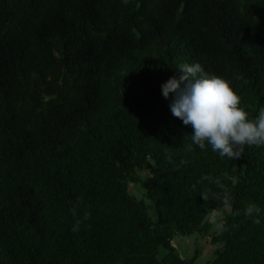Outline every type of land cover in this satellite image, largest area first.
<instances>
[{"label":"trees","instance_id":"16d2710c","mask_svg":"<svg viewBox=\"0 0 264 264\" xmlns=\"http://www.w3.org/2000/svg\"><path fill=\"white\" fill-rule=\"evenodd\" d=\"M179 53L264 106V0H0V264H193L172 238L225 194L212 264H264V146L230 160L192 143L162 95ZM125 60L120 89L106 78ZM33 159L41 193L18 176ZM142 169L156 221L127 189Z\"/></svg>","mask_w":264,"mask_h":264},{"label":"clouds","instance_id":"9594fccd","mask_svg":"<svg viewBox=\"0 0 264 264\" xmlns=\"http://www.w3.org/2000/svg\"><path fill=\"white\" fill-rule=\"evenodd\" d=\"M122 2L126 4L128 0ZM177 70L178 76L161 85L162 95L167 99L172 94L170 111L185 126L191 125L193 144L201 150L210 147L220 158L230 160L240 159L245 146H264V106L259 107L256 116L250 119L248 112L240 107V98L228 81L209 76L199 63H183ZM204 179L211 180V177L205 176ZM215 183L219 184V180ZM209 196L207 191L201 193L204 201ZM221 203L230 208L231 197L225 194ZM259 213L260 208L254 203L248 204L244 210L245 217L251 218L254 224L261 223ZM79 224L78 220L72 230L78 231ZM223 225L221 220L217 226Z\"/></svg>","mask_w":264,"mask_h":264},{"label":"rangeland","instance_id":"374dc122","mask_svg":"<svg viewBox=\"0 0 264 264\" xmlns=\"http://www.w3.org/2000/svg\"><path fill=\"white\" fill-rule=\"evenodd\" d=\"M152 55H153V51L151 49H148L147 51L148 61L151 60ZM184 63L195 64L191 61H186ZM180 64H183V62H182V55L179 53L177 62L171 65L169 70L171 71V74L173 76H178L177 69ZM131 70H133V66L131 65V63L125 60L122 62L120 68L113 75H109L106 78V80L108 83L115 85L120 89H123L128 82V78ZM26 81L32 85H36L40 94L43 95L47 93V90L43 85V82L39 80L36 74H31L30 76H27ZM21 83L22 82L20 81L18 85L15 87V92L17 94H19L21 91ZM239 98H240V107L244 108L245 111L248 112L250 118H254L258 112V107L254 102V100L249 97H239ZM111 105H112V101L109 100L107 103V107L109 108ZM180 133H183V131ZM1 170L2 169L0 168V172ZM136 175L139 181L134 183L129 182L127 189L128 192L131 195L135 196L137 199H143V195H141L142 196L141 198L139 195V191H141V189L144 190L141 182L143 179L149 177L150 175L148 173V170L146 169H142L141 171H138ZM18 176L22 180L26 181L36 193H41V191L43 190L39 166L34 159L31 160L30 164L27 165L21 172L18 173ZM144 202L149 216L151 217V219H153V221H156L157 213L153 202L147 198H145ZM228 211H230V208H225L224 206H221L220 208L215 209L214 211H210L206 216L204 220V224L202 226V230L198 235L196 234L186 235L187 238H178L176 237L178 235H175V237L172 238V244L175 245L179 256L189 261L192 258L194 254V249L196 247L199 250V255L194 260L193 264H212V262L217 256V253L224 248V242L221 241L219 242V244H217V246H214L215 248L213 249L215 250L212 251V247L210 246L211 244H213L211 242L212 237L218 234L222 230V227H218L217 225L224 218L225 214ZM47 216L48 218H50L51 216L50 211L47 212ZM177 241H182V242L177 243ZM204 250H206L204 252L205 254H203ZM165 253L166 250H164L162 246L157 247L156 255L159 260L162 259Z\"/></svg>","mask_w":264,"mask_h":264},{"label":"crops","instance_id":"0c3cea01","mask_svg":"<svg viewBox=\"0 0 264 264\" xmlns=\"http://www.w3.org/2000/svg\"><path fill=\"white\" fill-rule=\"evenodd\" d=\"M139 195H140V198L142 197L141 195H143V200H145V190H142L141 189V191H139ZM153 220V219H152ZM175 237V236H174ZM176 237H178V238H187V236L185 235V236H176ZM177 240V239H176ZM180 240V239H179ZM176 242V241H175ZM179 242H182V241H177V243H179ZM217 244H219V242H217V243H214V244H211L210 246L212 247V251H214L215 249H213V248H215L214 246H217ZM175 246V245H174ZM176 248V247H175ZM206 250H204L203 251V254H205L204 252H205Z\"/></svg>","mask_w":264,"mask_h":264}]
</instances>
